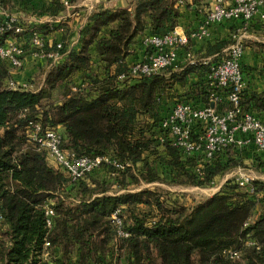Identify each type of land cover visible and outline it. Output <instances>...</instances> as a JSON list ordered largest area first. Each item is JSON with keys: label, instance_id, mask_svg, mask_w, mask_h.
I'll list each match as a JSON object with an SVG mask.
<instances>
[{"label": "trees", "instance_id": "obj_1", "mask_svg": "<svg viewBox=\"0 0 264 264\" xmlns=\"http://www.w3.org/2000/svg\"><path fill=\"white\" fill-rule=\"evenodd\" d=\"M41 1L0 0V12L54 19L65 11L64 1L72 5L77 0ZM179 5L195 13L210 7L207 0L95 6L80 28L78 49L67 47L65 32L62 59L46 61L43 83L35 90L10 88L13 76L0 58V264H264L263 181L253 180L250 191L227 181L219 192L196 203L177 195L165 199L150 188L131 191L139 180L209 187L246 156L264 165L252 147L227 148L203 161L199 154L187 156L158 143L160 121L174 103L207 102L214 55L231 43L229 37L208 42L200 49L211 58L207 63L129 79L125 60L133 46L143 47L144 36L174 31ZM19 24L20 33H0V46L15 36L29 53L33 33L46 39L53 31L64 32L49 22ZM55 51L56 43L43 48ZM241 71L247 83L241 108L264 120V91L247 90L256 68L242 63ZM121 75L126 78L120 80ZM78 77L81 85L74 83ZM33 124L41 131H58L62 151L79 158L108 156L124 170L110 177L112 169L102 166L71 183L49 163L46 149L30 140ZM46 206L55 212L50 228ZM115 209L121 211L126 238H115L110 221ZM235 252L238 258L231 257Z\"/></svg>", "mask_w": 264, "mask_h": 264}, {"label": "built area", "instance_id": "obj_2", "mask_svg": "<svg viewBox=\"0 0 264 264\" xmlns=\"http://www.w3.org/2000/svg\"><path fill=\"white\" fill-rule=\"evenodd\" d=\"M63 4L66 8L70 7L67 1ZM263 8L264 0H213L208 10L198 11L201 19L188 34L174 30L164 36H144L142 45L145 49H149V52L145 53L144 60L128 66L129 79L140 80L167 68H179L181 65L197 62L194 54L208 42H213L214 27L234 20L239 21L242 25L240 29L245 31L255 18L264 24ZM0 14L4 17V21L0 24V33L11 30L14 33L23 31V26L12 15L9 16L7 12H0ZM13 23L16 24L13 25ZM229 38L230 45L221 54L214 55L217 59L211 64L210 73L207 76L210 87L207 102L202 105H193L188 102L174 103L160 121L161 133L157 136V141L161 146L166 144L187 156L199 154L203 161H210L216 154L227 148L243 150L252 147L257 153L264 152V120L244 112L240 104L241 93L247 87L241 71L245 51L242 35L237 31L231 33ZM31 44L32 49L29 55L33 59L50 60L52 63L62 59L60 52L63 48L62 42L56 43L55 52H43V48L50 46L51 43L33 33ZM25 54L23 42L15 36L8 38L0 46V58L7 62L12 76L23 69ZM210 59L200 62L207 63ZM125 78L124 75L119 76L120 80ZM8 85L10 88L17 87L13 79L8 82ZM72 90L75 91L76 88L73 87ZM30 140L46 149L49 163L64 172L71 183L78 182L102 166L112 169L109 173L110 177H115L124 170L123 165L108 156L79 158L72 152L62 151L61 135L58 131H41L39 125L33 124ZM252 181L253 178L243 172H238L234 178V183L247 191L251 190ZM54 217L53 209L46 206L47 227L50 228L53 225ZM110 221L115 229L116 239L128 237L120 209L114 210ZM249 244L253 243L249 242ZM45 245L48 246L47 243ZM230 255L238 258L237 252Z\"/></svg>", "mask_w": 264, "mask_h": 264}, {"label": "crops", "instance_id": "obj_3", "mask_svg": "<svg viewBox=\"0 0 264 264\" xmlns=\"http://www.w3.org/2000/svg\"><path fill=\"white\" fill-rule=\"evenodd\" d=\"M34 2H42L41 0H33ZM213 0H207L210 4ZM190 2V0H189ZM40 4V3H39ZM134 0H77L72 3L70 7H65V11L60 13L56 18H47V17H33L29 21V24H43L51 23V25L58 26L61 25L64 32L62 33L61 29L53 31L45 36L46 40L49 43H57L65 39V32L68 33V38L65 39V43L68 48L78 49L80 45L79 31L82 25L85 23L86 18L90 12L97 5H103L105 8H122V7H132ZM264 10V8L262 9ZM179 14L178 26L175 28L177 32L180 33H189L193 29L198 21L201 19L199 13H195L194 10L185 6L179 5ZM241 23L239 21H226L219 26H216L212 29V39L221 40L228 39L231 33L239 31L242 35V41L245 47L244 55L242 57V63L249 68H256V72L250 74V80L248 81V91L262 92L264 91V24L259 21L258 18H255L254 22L243 31L241 28ZM27 53L24 55V65H29V61L33 58ZM26 56V57H25ZM145 58V49L140 44H135L133 46V51L130 56L125 60L127 64L134 62H139ZM194 58L197 61H203L207 58L204 56L203 51L196 52ZM39 61V62H38ZM37 62L40 64L46 63V61L37 59ZM21 71V70H20ZM25 71V69H24ZM25 75L28 76L27 73ZM23 72H19L13 76V81L17 86H27V83L24 79ZM27 78V77H26ZM76 85L82 84L81 78H76L74 80ZM261 160L264 161V152L260 154ZM257 180L263 181V178Z\"/></svg>", "mask_w": 264, "mask_h": 264}, {"label": "rangeland", "instance_id": "obj_4", "mask_svg": "<svg viewBox=\"0 0 264 264\" xmlns=\"http://www.w3.org/2000/svg\"><path fill=\"white\" fill-rule=\"evenodd\" d=\"M11 14L14 18L18 19L19 22L23 25H28L31 18L35 17L34 14ZM28 54L29 53H27L26 56H28ZM38 62L37 59H33L32 61L30 60L29 65H25V67L21 70L24 75L25 73L28 74V76H24V79L27 83L28 88L31 90H35L41 87L48 69V67H46V63L40 64ZM21 71L14 73L13 76ZM59 92L60 91H56L54 95L55 99L59 97ZM238 172L248 174L253 178V180H257L259 178H263L264 180V165L259 166L256 164V162H254L253 158H249V156H246L244 160L240 163V165L233 168L231 171L225 173L223 176L215 178L212 185H210L209 187H195L191 185H180L176 183L169 184L162 182H153L147 184L144 183L142 180H139L136 181L137 183H135V186L132 188L133 190L131 191L150 188L152 190H155L158 194L162 195V197H164L165 199H169L168 197L177 198V196H180L183 199H191L192 202L196 203L206 200L215 193L219 192L220 188L222 187V185L225 184V182L231 181L233 183L234 178L236 177ZM126 180H124V182H126Z\"/></svg>", "mask_w": 264, "mask_h": 264}]
</instances>
